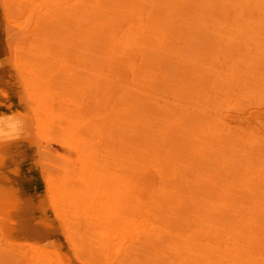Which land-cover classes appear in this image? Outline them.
Masks as SVG:
<instances>
[{
    "label": "bare ground",
    "instance_id": "1",
    "mask_svg": "<svg viewBox=\"0 0 264 264\" xmlns=\"http://www.w3.org/2000/svg\"><path fill=\"white\" fill-rule=\"evenodd\" d=\"M258 1L0 0V264H264Z\"/></svg>",
    "mask_w": 264,
    "mask_h": 264
},
{
    "label": "rangeland",
    "instance_id": "2",
    "mask_svg": "<svg viewBox=\"0 0 264 264\" xmlns=\"http://www.w3.org/2000/svg\"><path fill=\"white\" fill-rule=\"evenodd\" d=\"M258 4H257V6H258V8H260V9H264V7H262L263 5H264V0H259L258 2H257ZM260 16H262V13L260 14Z\"/></svg>",
    "mask_w": 264,
    "mask_h": 264
}]
</instances>
